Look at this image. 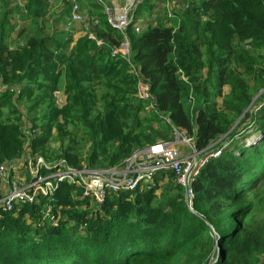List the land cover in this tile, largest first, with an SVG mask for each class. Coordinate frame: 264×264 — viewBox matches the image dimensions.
Here are the masks:
<instances>
[{"label":"trees","instance_id":"16d2710c","mask_svg":"<svg viewBox=\"0 0 264 264\" xmlns=\"http://www.w3.org/2000/svg\"><path fill=\"white\" fill-rule=\"evenodd\" d=\"M50 1L0 0V163L29 144L49 160L113 168L176 132L220 155L193 184L194 212L169 171L102 205L64 184L2 212L0 264H264V0H177L163 17L144 0L125 35L98 0H79L89 30L70 23V0ZM15 14L29 27L12 41Z\"/></svg>","mask_w":264,"mask_h":264},{"label":"built area","instance_id":"2783aa9c","mask_svg":"<svg viewBox=\"0 0 264 264\" xmlns=\"http://www.w3.org/2000/svg\"><path fill=\"white\" fill-rule=\"evenodd\" d=\"M165 1L166 10L171 11L172 4L177 0ZM70 2L72 4L70 23L83 24L89 30L90 20L83 14L80 1ZM98 2L104 4L109 25L125 35L134 22L138 6L144 0H124L123 4L118 0H110L109 5H105L102 0ZM136 31H139L138 26ZM90 37L93 38L92 35ZM118 51L128 57V41L124 42ZM139 96L141 99L149 98L144 86L139 87ZM261 106H264V99ZM32 136L35 137L34 131ZM181 138L191 151L189 155L184 156L180 153L178 144ZM219 155L220 151L208 155L198 152L191 139L176 132L174 142L158 141L154 145L136 150L131 157L116 167L95 169L86 163L76 167L65 159H46L33 154L29 144H26L23 156L0 163L2 191L0 215L2 212H11L23 206L37 204L41 197L51 199L64 184L81 188L84 198L102 205L115 193L149 189L154 186L155 176L164 171L171 172L175 182L183 187L186 204L193 212L195 196L193 184L208 159ZM42 213L45 219L50 218L53 206H47Z\"/></svg>","mask_w":264,"mask_h":264},{"label":"rangeland","instance_id":"374dc122","mask_svg":"<svg viewBox=\"0 0 264 264\" xmlns=\"http://www.w3.org/2000/svg\"><path fill=\"white\" fill-rule=\"evenodd\" d=\"M55 1L56 0H51L50 1V4H51V6L52 7H54L55 5H56V3H55ZM108 1H110V0H108ZM119 2L121 1V0H118ZM25 3V0H11V4H12V7H17V6H19V5H23ZM110 3V2H109ZM185 0H178L177 1V3L175 4L176 5V7H177V9H179V8H182L184 5H185ZM165 4H166V1H163V2H161L160 0H153V5H154V12H158V16H161V17H163V14H164V9L163 8H166L165 7ZM168 9V8H167ZM52 10H53V8H52ZM166 10V9H165ZM172 11V10H171ZM140 23H138L137 25L140 27V25H139ZM12 25H16L17 26V31L12 35V37H11V40L13 41V40H16L17 38H18V31L20 30V28H22V26L23 25H25V26H27V27H29V24H28V22H23V21H21L20 20V18H19V16H18V14H15V16L12 18ZM80 26L81 25H78L77 26V28L78 29H80ZM141 28V27H140ZM33 31H31V33H32ZM229 92V89L228 88H225V93H228ZM264 95V89L259 93V96L260 95ZM57 100H58V103H59V105H62V102H63V98H62V94H58V98H57ZM221 99H219L218 101H220ZM35 132V131H34ZM35 135H36V132H35ZM256 137L254 136V137H252V138H250L249 140H248V142H250V141H253L254 139H255ZM68 141H66V143H67ZM51 145H52V147L55 149V150H58L59 149V145L57 144V143H51ZM89 146H87V148H88ZM178 147H179V150H180V153L182 154V155H184V156H186V155H189L190 153H191V151H190V149H189V147L186 145V143L185 142H183V140H182V138H181V141H180V143L178 144ZM59 160V159H58ZM95 169H103V168H95Z\"/></svg>","mask_w":264,"mask_h":264},{"label":"water","instance_id":"95a60500","mask_svg":"<svg viewBox=\"0 0 264 264\" xmlns=\"http://www.w3.org/2000/svg\"><path fill=\"white\" fill-rule=\"evenodd\" d=\"M255 100H256V98L253 100V102L251 103V105L255 102ZM194 212V211H193ZM218 255H219V253H218Z\"/></svg>","mask_w":264,"mask_h":264},{"label":"crops","instance_id":"0c3cea01","mask_svg":"<svg viewBox=\"0 0 264 264\" xmlns=\"http://www.w3.org/2000/svg\"><path fill=\"white\" fill-rule=\"evenodd\" d=\"M120 3L123 4L124 3V0H121Z\"/></svg>","mask_w":264,"mask_h":264},{"label":"bare ground","instance_id":"6f19581e","mask_svg":"<svg viewBox=\"0 0 264 264\" xmlns=\"http://www.w3.org/2000/svg\"><path fill=\"white\" fill-rule=\"evenodd\" d=\"M142 5V4H141ZM146 87V86H145ZM209 161V160H208ZM159 174V173H158ZM156 177V176H155ZM155 179V178H154ZM155 181V180H154ZM54 213V212H53Z\"/></svg>","mask_w":264,"mask_h":264},{"label":"clouds","instance_id":"9594fccd","mask_svg":"<svg viewBox=\"0 0 264 264\" xmlns=\"http://www.w3.org/2000/svg\"><path fill=\"white\" fill-rule=\"evenodd\" d=\"M250 142H252V141H250Z\"/></svg>","mask_w":264,"mask_h":264}]
</instances>
